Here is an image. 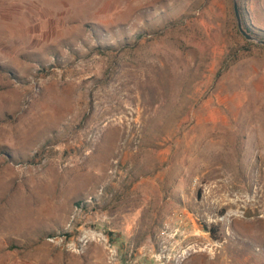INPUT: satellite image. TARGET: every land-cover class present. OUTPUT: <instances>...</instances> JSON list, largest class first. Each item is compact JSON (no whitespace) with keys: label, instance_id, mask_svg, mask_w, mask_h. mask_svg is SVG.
<instances>
[{"label":"rangeland","instance_id":"obj_1","mask_svg":"<svg viewBox=\"0 0 264 264\" xmlns=\"http://www.w3.org/2000/svg\"><path fill=\"white\" fill-rule=\"evenodd\" d=\"M0 264H264V45L232 0H0Z\"/></svg>","mask_w":264,"mask_h":264},{"label":"water","instance_id":"obj_2","mask_svg":"<svg viewBox=\"0 0 264 264\" xmlns=\"http://www.w3.org/2000/svg\"><path fill=\"white\" fill-rule=\"evenodd\" d=\"M232 9L236 20V27L238 32L247 40L252 41L256 44L264 45V40L256 37L253 35L248 29L245 27L242 16L240 14L239 8H238V0H232Z\"/></svg>","mask_w":264,"mask_h":264},{"label":"trees","instance_id":"obj_3","mask_svg":"<svg viewBox=\"0 0 264 264\" xmlns=\"http://www.w3.org/2000/svg\"><path fill=\"white\" fill-rule=\"evenodd\" d=\"M247 29H248V31H250L249 28H247ZM203 229H205V231L208 232L212 236L213 239H215V240L218 239L217 236H215V234H213V230L211 229V227H208V226L204 225Z\"/></svg>","mask_w":264,"mask_h":264}]
</instances>
